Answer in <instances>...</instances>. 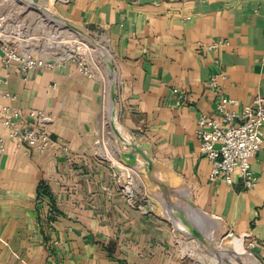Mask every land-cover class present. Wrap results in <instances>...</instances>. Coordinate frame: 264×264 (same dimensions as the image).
Returning <instances> with one entry per match:
<instances>
[{
	"label": "crops",
	"instance_id": "1",
	"mask_svg": "<svg viewBox=\"0 0 264 264\" xmlns=\"http://www.w3.org/2000/svg\"><path fill=\"white\" fill-rule=\"evenodd\" d=\"M39 1L104 34L118 83L116 123L149 145L157 172L185 186L196 209L253 241L264 264V143L251 161L257 184L244 189L239 179L210 182L212 162L196 137L200 115H217L208 84L214 58L227 72V96L241 105L264 96V0ZM217 41L225 42L218 50L202 46ZM108 86L74 63L25 80L0 51V110L16 108L27 122L31 110L43 111L53 138L45 153L12 139L0 153V264H183L165 224L123 193L122 174L135 166L119 158L131 148L103 129Z\"/></svg>",
	"mask_w": 264,
	"mask_h": 264
},
{
	"label": "rangeland",
	"instance_id": "2",
	"mask_svg": "<svg viewBox=\"0 0 264 264\" xmlns=\"http://www.w3.org/2000/svg\"><path fill=\"white\" fill-rule=\"evenodd\" d=\"M0 14L12 18L8 20L4 34L20 49L53 58L64 56L68 50L67 46L72 49L80 46L82 47L80 51H87L90 63L101 70V76L106 78L108 85L110 84L107 92L110 94V100L107 99L106 112L103 114V129L105 132L111 131L113 119L110 111L112 104L117 103L118 83L110 74L108 64L110 57L107 58L105 55H109L107 49H110L113 60V52L109 42L105 37H101L104 34L99 30L64 20L55 12L52 5L41 3L39 0H0ZM111 68L115 71V64L111 65ZM117 107L119 118L121 113L119 104ZM116 126L123 139L130 140L129 135L120 132L118 124ZM134 144L143 147L145 145L144 152L150 150L149 145L138 142L136 138ZM122 152L119 153L120 159ZM137 154L145 160L144 167L138 166ZM137 154L134 165L130 166L135 167L122 174L123 193L127 196L129 193L126 188L129 187L133 193L132 205L165 224L171 233L173 247L178 256L182 257L183 264H253L255 261L263 264L248 247V241L244 237L240 239V236L232 234L219 220L202 212V215L211 221L205 225L198 224L196 215L199 210L196 209L188 189L168 172L158 173L150 155L146 153L150 159L148 162L141 153ZM239 244L255 261H251L249 257L245 259L239 256Z\"/></svg>",
	"mask_w": 264,
	"mask_h": 264
},
{
	"label": "built area",
	"instance_id": "3",
	"mask_svg": "<svg viewBox=\"0 0 264 264\" xmlns=\"http://www.w3.org/2000/svg\"><path fill=\"white\" fill-rule=\"evenodd\" d=\"M10 18L0 14V51L4 54L6 65L13 62L19 64V74L23 79L27 80L36 69H54L67 63H74L83 75L89 77L102 75L101 70L90 63L87 51H80L82 48L80 46L77 49L67 46L65 55L55 58L20 49L4 34L8 20H12ZM105 40L109 42L106 37ZM223 44L225 42L217 41L202 46L218 50ZM213 62L216 70L210 76L208 84L218 94L217 115L201 114L198 119L196 137L200 143V152L212 162L210 182L233 185L239 179L244 189H253L257 184V178L253 173L251 161L264 143V96H256L253 103L247 105H241L238 99L227 96L225 93L227 72L219 57L214 58ZM108 64L109 70L112 69L113 60ZM111 76L114 79L113 74ZM174 91L184 97L183 91L177 88ZM6 95L10 96L8 93ZM0 114L5 129V132L0 134V153L5 151L7 139H12L18 146L30 147L41 153L49 149L53 142L49 129L51 122L49 115L33 109L29 112L32 122H27L23 121L18 109L8 105L1 108ZM126 190L129 193L127 197L132 203L133 193L129 187ZM254 246L253 241L248 242L249 248L252 249Z\"/></svg>",
	"mask_w": 264,
	"mask_h": 264
},
{
	"label": "bare ground",
	"instance_id": "4",
	"mask_svg": "<svg viewBox=\"0 0 264 264\" xmlns=\"http://www.w3.org/2000/svg\"><path fill=\"white\" fill-rule=\"evenodd\" d=\"M108 46V45H107ZM99 47V46H98ZM105 49V48H104ZM108 50V53H109V55L107 56V55H105L101 50V52L108 58V57H110V59L108 58V60H112V55H111V52H110V49H107ZM109 61V62H110ZM110 73H113V71H112V69H110ZM111 113H112V126H113V129H114V131H115V133L117 134V136L119 137V139L122 141V142H124V143H126L127 145H129V146H132L133 144H134V141L132 140V138L130 137V140H125V139H123V137L121 136V134L120 133H118V131H117V126H116V118H117V107L116 106H112V108H111ZM119 123V122H118ZM119 126V125H118ZM119 131L120 132H124V133H126L124 130H123V128L121 127V126H119ZM203 213L201 212V211H199L198 213H197V215H196V220L198 221V224H200V225H202V224H208V223H210V221L211 220H209V219H206L207 217H205V216H203L202 215ZM213 219H215L214 217H212ZM211 218V219H212ZM197 226V225H196ZM208 227V226H207ZM206 227V229H208ZM238 253H239V256H241V258L243 257V258H248L249 257V259H251V261H255L254 259L252 260V258H250L251 256L245 251V250H243L241 247H240V244H239V250H238ZM246 261V260H245ZM253 264H257V262L255 261V262H253Z\"/></svg>",
	"mask_w": 264,
	"mask_h": 264
},
{
	"label": "water",
	"instance_id": "5",
	"mask_svg": "<svg viewBox=\"0 0 264 264\" xmlns=\"http://www.w3.org/2000/svg\"><path fill=\"white\" fill-rule=\"evenodd\" d=\"M113 98V97H112ZM114 99V98H113ZM144 145V144H143ZM131 147V151L129 152H122L121 154V159L129 166L131 165H134V160L136 159V154L137 153H141L145 159L149 162L150 159L149 157L147 156V154L144 152V147L142 145H136V144H133ZM147 148V147H146Z\"/></svg>",
	"mask_w": 264,
	"mask_h": 264
},
{
	"label": "trees",
	"instance_id": "6",
	"mask_svg": "<svg viewBox=\"0 0 264 264\" xmlns=\"http://www.w3.org/2000/svg\"><path fill=\"white\" fill-rule=\"evenodd\" d=\"M41 191L46 192V188L44 186L41 187Z\"/></svg>",
	"mask_w": 264,
	"mask_h": 264
}]
</instances>
